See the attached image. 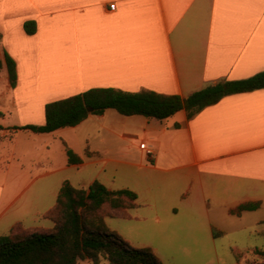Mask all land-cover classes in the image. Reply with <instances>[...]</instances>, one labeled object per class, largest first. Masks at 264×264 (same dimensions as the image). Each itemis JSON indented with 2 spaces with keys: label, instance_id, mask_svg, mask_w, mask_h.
<instances>
[{
  "label": "crops",
  "instance_id": "1",
  "mask_svg": "<svg viewBox=\"0 0 264 264\" xmlns=\"http://www.w3.org/2000/svg\"><path fill=\"white\" fill-rule=\"evenodd\" d=\"M27 20L35 22L33 34L23 29ZM0 51L17 71L14 87L6 75L9 92L0 99L23 114L20 124H43L47 102L93 87L186 97L264 70V0H0ZM81 124L92 129L82 153L62 141L79 163L69 164L65 152L51 168L47 159V168L27 183L21 172L1 173L0 235L16 223L48 228L26 224L16 207L37 179L101 161L121 165L127 184L100 182L110 190H133L136 206L129 211L137 217L144 218L138 210L147 208L160 222L159 198L176 182L181 185L170 206L161 208L170 220L196 209L210 229L222 230L244 213L264 211V88L225 95L189 119L184 110L157 120L106 109L69 127ZM65 180L48 187L49 195L56 199ZM34 197L26 211L38 222L55 202L39 207ZM256 201V210L237 212Z\"/></svg>",
  "mask_w": 264,
  "mask_h": 264
},
{
  "label": "trees",
  "instance_id": "2",
  "mask_svg": "<svg viewBox=\"0 0 264 264\" xmlns=\"http://www.w3.org/2000/svg\"><path fill=\"white\" fill-rule=\"evenodd\" d=\"M27 34H33V20L23 23ZM5 67L9 84L17 79L16 64L4 52L0 59V72ZM264 88V70L247 78L218 81L189 93L186 97L163 94L153 90L136 92L112 87H93L83 92L47 102L44 106V123L12 127L33 133H48L61 127L75 126L89 115L102 114L113 109L124 116L141 115L157 120L165 119L184 110L189 119L201 109L216 103L225 95ZM0 128H3L0 125ZM65 145V144H64ZM67 162L79 163L77 156L65 145ZM137 194L128 188L108 189L98 180L87 188L62 182L53 206L43 217L52 222L50 228H25L16 223L7 233L0 235V264H80L88 259L93 264L102 260L109 264H161L149 248H136L117 233L109 231L106 217L125 216L136 206ZM259 202H249L237 207V212L253 211ZM263 257L264 249H256Z\"/></svg>",
  "mask_w": 264,
  "mask_h": 264
},
{
  "label": "rangeland",
  "instance_id": "3",
  "mask_svg": "<svg viewBox=\"0 0 264 264\" xmlns=\"http://www.w3.org/2000/svg\"><path fill=\"white\" fill-rule=\"evenodd\" d=\"M6 75L4 67L0 72V93L9 92ZM17 91L21 92L23 89ZM8 103L9 101L0 99V125L4 127L0 128V183L1 173L7 170L14 171L13 173L21 172L24 183H27L34 174L47 168V159L50 168L59 164L65 156L63 140L77 151L83 152L84 136L88 133L92 134V129L85 127V124L77 128L66 127L65 130L52 133L14 130L12 127L27 123H19L20 118L21 121L24 120L23 114L19 117ZM36 113L37 110L33 113L34 119L39 117L35 115ZM103 165L106 166L105 171L98 175V181L109 184L114 180L113 184L116 187L127 184L126 179L121 175V165L114 162L106 164L105 161L87 165L79 171L70 168L39 178L23 194L16 206L24 211L22 213L26 224L52 227V222L48 219L33 222L31 215L29 216L26 211L27 203L35 200V194L38 195L39 207L45 203L53 204L55 197L49 195L48 187H55V182L59 178L67 179L75 187L87 188L89 180ZM113 174L115 177H112ZM180 185V182L170 184L165 195L159 198L157 213L162 218L160 222L154 220L155 212H146L144 210L147 208H141L138 212L140 214L144 212L141 214L144 218L137 217L136 212L132 210H127L125 216L116 214L113 217H106L104 220L107 229L117 233L133 247H149L161 264H256L263 261V257L256 252V249H264V221L257 222L259 219H264V211L244 213L241 218L228 222V226L222 230L217 227L210 229L205 218L195 211L196 209L192 214H180L177 219L170 220L168 218L170 212L165 213L161 208L164 206L167 209L170 206L172 197L179 190ZM80 264L93 263L85 259L80 261ZM99 264L109 263L102 260Z\"/></svg>",
  "mask_w": 264,
  "mask_h": 264
},
{
  "label": "built area",
  "instance_id": "4",
  "mask_svg": "<svg viewBox=\"0 0 264 264\" xmlns=\"http://www.w3.org/2000/svg\"><path fill=\"white\" fill-rule=\"evenodd\" d=\"M141 146L145 150L146 155L148 157H151L152 156V150L149 147H147V145L144 143Z\"/></svg>",
  "mask_w": 264,
  "mask_h": 264
}]
</instances>
